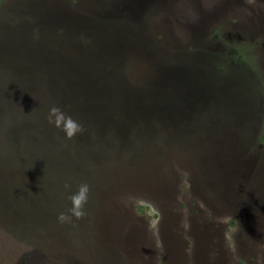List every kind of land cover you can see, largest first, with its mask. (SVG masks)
Listing matches in <instances>:
<instances>
[{
    "label": "rangeland",
    "instance_id": "obj_1",
    "mask_svg": "<svg viewBox=\"0 0 264 264\" xmlns=\"http://www.w3.org/2000/svg\"><path fill=\"white\" fill-rule=\"evenodd\" d=\"M33 1L12 0L5 10L18 19L45 8L51 15L54 8L66 11L61 0ZM76 5L86 20H110L111 31L121 23L129 32L160 35L168 48L159 53L162 62L174 57L178 73L197 81L205 98L227 97L182 127L158 121L151 129L110 130L114 144L95 143L105 155L99 158L105 177L95 178L91 160L83 159L73 164L76 179L48 180L68 181L69 195L64 187L50 193L43 180L25 187L36 192L33 206L42 213L20 200L33 193L9 176L1 180L0 264H264V0ZM158 67L167 78L166 66ZM3 152L0 136V166ZM81 183L95 184L86 217L60 223L59 214L71 207L66 197Z\"/></svg>",
    "mask_w": 264,
    "mask_h": 264
},
{
    "label": "water",
    "instance_id": "obj_2",
    "mask_svg": "<svg viewBox=\"0 0 264 264\" xmlns=\"http://www.w3.org/2000/svg\"><path fill=\"white\" fill-rule=\"evenodd\" d=\"M48 9L36 12L33 22L27 26L13 28L4 38L0 37V113L3 120L7 109H14L20 116L18 124L13 120L7 125L3 123L9 140L1 158L0 183L9 176L12 178L9 183L13 181L21 190L33 193L32 199L23 197L20 200L26 210L34 214L42 213L43 209L34 208L37 194L25 187L35 189L43 184V180L50 193V189H62L65 183L69 184L68 181H52L51 184L48 180L58 174L57 177L67 175L70 180L76 179L73 164L83 159L99 160L104 155L95 143L108 146L115 143L116 136L110 130L118 134L134 128L151 129L158 121L182 127L181 122L185 121L187 125L200 113L199 110L206 109L211 103L219 104L227 97L224 92L219 98H205L198 88L199 83L180 75L174 66L162 68L169 70L165 79L161 77L159 67L156 72L148 65L139 67V62L151 59L146 57H139L134 64L139 72L137 76L147 79L148 86L132 89L110 71L117 63L122 65L124 47L114 29L111 36L106 37L99 34L98 27L102 30L103 24L86 21L71 12H59L58 8H54L56 13L51 15ZM22 13L21 19L30 15ZM57 29H63L69 38L86 33L94 37V41L87 50L63 48L56 52L51 48V42ZM47 33L49 42L44 36ZM16 37L21 40V45L15 46L18 48L13 47ZM32 70L41 72L42 76L23 75ZM53 105L79 121L84 131L67 139L62 131L48 122L49 108ZM22 137L26 142L27 159L19 151ZM44 175H47L46 180ZM71 192L70 189L68 195ZM46 193L50 198L51 195Z\"/></svg>",
    "mask_w": 264,
    "mask_h": 264
},
{
    "label": "trees",
    "instance_id": "obj_3",
    "mask_svg": "<svg viewBox=\"0 0 264 264\" xmlns=\"http://www.w3.org/2000/svg\"><path fill=\"white\" fill-rule=\"evenodd\" d=\"M36 1H39V0H36ZM57 1H60V0H54L53 2H57ZM10 2H12V0H0V37H3V38H4V35L6 33H9L13 28L25 27L30 22H33V19L35 18V16H31V15H30L31 17H27L26 19H20V18L18 19V17L16 16L12 17L8 13V11L5 10V8L9 5ZM59 3H61L65 7L66 12H71L73 14L78 15V7L76 5V0H67V1L61 0ZM87 19L89 20H86V19L84 20L99 23L101 25L103 24L102 26L106 28H108L111 25H114L113 23H109L110 20H105V21L94 20L93 21L91 17H88ZM115 26L118 28L117 35L122 39L124 43V47L122 49V54H121L122 55L121 57L122 65H119L117 63L115 66L111 68L109 67V68L116 78H119L122 81H124L127 84V86H129L130 88L140 90L148 86L147 79L145 80L143 78H139L137 75L134 74L135 69L137 67L136 64L134 63H136L135 60H137L139 57H146L148 59L151 58L150 60L139 62L140 63L139 67H141V65L143 67H146L145 65H148V66H151L153 69H155L154 70L155 72L159 69L158 68L159 65L161 66H173L174 65L175 63L174 57L171 58L172 60L170 61V65L162 62L164 57L162 55H159V53L168 51L167 50L168 48L166 49L164 48L165 44L162 42L160 35L156 36V35H151L149 33L143 34V33L129 32L127 31L128 30L127 25H124L121 23H115ZM106 28H102L101 30V28L98 27V29L100 30L99 34L109 37L111 36L112 31L109 30V28L108 29ZM17 30H20V29H17ZM24 34L28 35L29 33H24ZM67 34L68 33H65V31L63 33L60 32V33L52 34L53 37H52V42H51V48L53 49V51L57 52L63 48L65 50H72V51L80 50V49L87 50L86 48L92 45V42L94 41L93 40L94 37L92 38V36L86 33H78L73 38L71 37L69 38ZM35 36H37V34ZM44 36H45V39H47V36H49V34L47 33ZM66 38H67V43L65 44ZM162 43L164 45L163 48L161 47ZM66 45L68 46L65 47ZM10 61L13 63L18 62V61H13V60H10ZM11 64L12 63L9 62L10 66ZM23 75L33 76L37 78V77H41L42 73L32 70L29 73H24ZM109 80H113V78H110ZM11 120L15 121L16 124H18V122L20 121V116L14 111V109L4 110V122L6 123V125ZM6 125L2 123V126L0 127V132H1L0 136H1V141L4 145V149L7 147V141L9 140V138L7 140V135H9L8 131H5V128H4L6 127ZM20 142H21L20 150H19L20 154L25 159H27L28 156H27V148L25 145L26 142L23 137L21 138ZM91 164L94 167L95 178L99 175H101L100 177L102 176L105 177L106 175V172L104 170L106 168L105 163L103 162L101 163L99 162V160L91 159ZM107 164L110 166L112 164V160L111 159L108 160ZM94 185L95 184L92 183L91 184L92 187L90 186L91 192H93L95 189Z\"/></svg>",
    "mask_w": 264,
    "mask_h": 264
},
{
    "label": "clouds",
    "instance_id": "obj_4",
    "mask_svg": "<svg viewBox=\"0 0 264 264\" xmlns=\"http://www.w3.org/2000/svg\"><path fill=\"white\" fill-rule=\"evenodd\" d=\"M47 119L50 124L62 131L67 139H73L84 131L83 125L79 121L55 105L49 108ZM70 188V184H64L65 190H69ZM89 193L90 186L87 183L79 184L77 190L68 197L71 202V207L67 212H61L59 214L57 217L58 221L60 223H72L73 218L75 220L84 219L87 215L85 205L89 200Z\"/></svg>",
    "mask_w": 264,
    "mask_h": 264
}]
</instances>
